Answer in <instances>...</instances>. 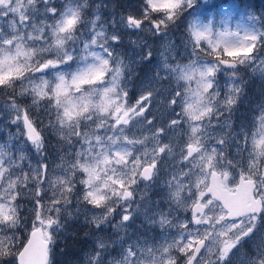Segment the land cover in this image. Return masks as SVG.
<instances>
[{
  "label": "snow or ice",
  "instance_id": "obj_1",
  "mask_svg": "<svg viewBox=\"0 0 264 264\" xmlns=\"http://www.w3.org/2000/svg\"><path fill=\"white\" fill-rule=\"evenodd\" d=\"M193 4L194 0H147L142 21L130 16L127 20L123 16L115 19L116 12L107 11L105 0L94 8L89 0H60L59 4L57 0H0V86L9 90L0 101V119L16 129L10 134L12 140L0 145V255L8 254L5 247L18 246L16 231L21 217L17 189L29 183L39 189L35 193L36 207L54 214L56 219L47 215L42 219L41 211H35L31 238L22 245L18 264H53L49 254L55 240L48 230L62 231L64 221L73 218V208L79 210L76 215H85V224L94 225V231L111 228L119 235L120 229L135 226L143 215L142 224L175 230L179 236L161 250L140 247L148 243L139 239L147 232L126 233L127 239L113 241L120 245L119 260L107 259L108 244L103 237H96L98 243L94 242L93 250L85 254L86 264H140L142 256L154 264H179L180 260L183 264H233L232 257L264 229V107L256 109L260 115L252 118L259 125L253 134L252 151L239 143L243 137L247 144L248 133L243 131L246 126L234 132L229 123L237 98L244 94L241 85L245 82L238 75L241 66L255 69L259 65L264 70V57L260 55L264 52V13L257 21L259 28L237 24L233 30L228 12L222 26L211 19L189 23L187 9ZM105 15L113 19L109 21ZM251 18L256 21V17ZM178 26L186 31L158 55L146 42L147 36L144 40L139 35L131 38L145 32L163 38L179 30ZM121 46L132 49L128 63L121 54L113 55ZM134 65L148 67L141 75ZM161 72L167 76H161ZM49 74H54L52 80L44 78ZM221 74H227L226 84L217 79ZM173 77L178 82L176 88L156 87ZM25 81L28 86H24ZM135 81L139 82L141 95L130 106L123 102L128 97L125 89ZM18 82L19 92L15 87ZM193 83L195 90L190 87ZM160 94H165V107L167 97L172 96V112L179 108L180 118L167 127L156 128L154 120L148 119L152 112L146 105L150 101L158 103L156 97ZM96 96L103 97L100 104L91 102ZM25 97H31L32 103L21 107L18 100ZM197 97V105L190 103ZM44 99L49 106L45 113H55V119L47 124L31 115ZM185 123L190 140L186 148L159 146L160 137L167 139L170 130L183 128ZM137 125L152 132L151 151L140 152L137 147H143L149 137L135 140L125 134ZM213 132L220 138L216 139ZM50 137H56L65 152L72 150V163L64 179L46 176V142ZM174 147L180 161L166 171L163 160ZM232 148L236 149L235 164L225 155L231 154ZM244 152H248L247 157L242 155ZM77 172L87 174L88 179L80 181L87 187L82 195L73 197L75 185L68 173ZM162 175L170 177L163 186ZM141 183L146 189H157L154 194L161 195V199L143 209L133 208ZM45 184L47 187L41 189L40 185ZM49 190V202L41 206ZM145 200H149L147 193L139 203ZM110 204L122 210L116 213L119 219L115 223V208ZM88 205L101 208V214L87 217L91 211ZM181 206L190 213V218L183 221L174 217V209L178 211ZM126 243L128 247L124 248ZM156 251L159 256L153 255ZM173 251L183 255L173 256ZM253 253L247 264H264V241L254 246Z\"/></svg>",
  "mask_w": 264,
  "mask_h": 264
},
{
  "label": "rangeland",
  "instance_id": "obj_2",
  "mask_svg": "<svg viewBox=\"0 0 264 264\" xmlns=\"http://www.w3.org/2000/svg\"><path fill=\"white\" fill-rule=\"evenodd\" d=\"M236 2L241 5L237 6ZM59 3L60 0H57V4ZM89 3L94 8L95 4L100 3V0H89ZM105 3L109 5L107 9L108 12H111L113 10L116 12L115 19H119L120 16H123L125 20H127V18L130 16L135 20L143 21V13L146 11L144 5L147 3V0H105ZM112 6L115 7L113 8ZM241 9L242 11H240ZM225 12H228L231 15V18L228 20V23L229 27L233 30L236 29L237 24H240L242 26H255L259 28L260 24L257 21H259L260 14L264 13V0H194L193 7L187 9V19L189 23L197 19L201 22L206 23L209 19H211L215 24L222 26L224 20L228 19L227 17H225ZM251 17H256V21H254ZM89 18L94 17L90 15ZM104 18L109 21L113 19L111 15H105ZM145 27H148L146 22ZM185 31V28H179V30H174L170 35L164 36L163 38L154 37L147 32L137 33L136 35H132L131 38L136 39V36L139 35L141 40H144L145 36H147L146 42L151 45L153 50H156L158 55L159 53H164L167 49L171 47L172 44H175L178 38ZM241 35H243V33H241ZM85 39L87 38L85 37ZM127 40L128 36L125 37V43H127ZM185 42L187 43L188 41L185 40ZM204 46H206V41L204 42ZM116 54H121V58L124 59L125 63H128L129 58L132 56V49H125L123 46H121L116 49V52L113 53V55ZM260 55L264 57V52H261ZM178 62L183 64L187 63L188 61ZM110 66L112 65L110 64ZM147 67L148 66L145 65H134L135 71L141 75ZM72 70H75V65H73ZM39 75V73L36 74L37 77H39ZM53 75L54 74L45 75L44 78L52 80ZM160 75L164 77L167 76V74L163 72H161ZM226 75L227 74H221L217 77V79H219L222 84H226ZM238 75H241L245 82L243 85H241L244 90V94L237 98V104L235 106L236 110L231 114L229 123L233 125V128L231 130L234 132L239 131L241 125L246 126L243 128V131L248 133L247 144L245 145V138L243 137L239 139V143L242 146H246L248 148V151H252L253 134L256 133L259 128V125L255 123L252 118L258 117L260 115V112L256 109L264 107V70H262L259 65L255 69H245L243 66H241ZM34 83H38V80L34 81ZM177 83L178 82L176 81L175 77H173L171 81H168L167 79L161 81V83L156 85V87L158 89L162 87L165 90H168L170 88H176ZM230 83L231 82H227V86H230ZM138 84L139 82L135 81L133 84H130L128 86V89H125L128 92V97L123 101L124 103L130 106H134L137 100H139L141 93L139 91ZM24 86H28V81L24 82ZM227 86L224 91L227 90ZM15 87L16 91L19 92L21 87L20 83L18 82ZM190 87L191 89L195 90L196 84L193 83L190 85ZM177 90L180 89L177 88ZM8 91L9 90L4 89L3 86H0V101L5 98V95ZM189 95L191 97L193 93H190ZM221 96H223V91ZM102 99V96H96L92 98L91 102L93 104H100L102 102ZM171 99L172 96L167 97L168 106L165 107V94H160L156 97V101H158V103L155 101H150L146 105V107L151 108L152 112V115H149L148 119L154 120L156 128L167 127V125L170 124L172 120L180 118L178 115V113L180 112L179 108H176L174 113L172 112L170 104ZM18 103H20L21 107H25L27 104H31L32 100L31 97L20 98L18 100ZM190 103H192L193 105H197L199 103V98L197 97L195 99H190ZM48 107L49 106L46 102V99L41 100V103L35 109H33L31 115L33 116V118L38 116L44 121L45 124H47L50 119H55L54 112L49 114L45 113V109ZM2 113L3 106L0 105V114ZM213 123L215 124L216 121L213 120ZM15 131V127L9 126L7 121L0 119V145L4 144L6 141L10 142L12 140V136L10 134L14 133ZM125 134L129 137V139L135 140H144L145 137H149V140L145 141L143 147H140L139 145H137V147H139L140 152L151 151L154 144V142L151 140L152 132L143 125H137L136 128H133L131 132L126 131ZM212 134L216 137V139L220 138L216 132H213ZM181 137H183V142L181 141ZM159 139V146L173 144L180 145L186 148L187 144L190 142L189 137L187 135V124L185 123L183 128L170 130L167 139H165L164 137H160ZM255 139L258 141L259 136H256ZM46 143L48 156V161H46V163H48L49 165L46 172V176L52 180H55L58 177L60 179H64L65 173L72 163V160L70 159L72 150H68L67 152H65L62 146L57 143L56 137H50ZM230 152L231 154L225 153V155H227L228 160H232V162L235 164L236 161L233 159V155L235 154L236 149L232 148ZM242 155L244 157H247L248 152H244L242 153ZM174 156L175 159H173ZM179 161L180 156L178 155V149L174 147L173 152L167 155V157L163 160V167L166 171H171L172 166L177 165ZM32 162L35 163V161ZM160 163L161 162H158V166H160ZM24 170L25 172H27L26 166ZM187 170V168L184 169V171ZM68 177L72 179V183L75 185V187L73 188V197L77 195H82L84 188H86L87 186L82 185L80 181L87 180V174H82L79 172L68 173ZM13 179H15V176L13 177ZM165 179H170V177L162 175L160 179L161 186H163V182ZM192 179L195 180L196 177L193 176ZM185 183H187V181H185ZM45 187H47L46 184L40 185L41 189ZM132 187L136 186L133 185ZM37 191H39V189L34 187L31 183L27 185L21 184L20 188L17 189V193L19 194L17 195L16 202H18L20 205L18 213L21 217L20 227L16 231V235L19 237V241L16 242L18 246H13L11 248L5 247L4 251L8 254L0 255V264H16V254L22 246L23 242L25 241L26 237L28 236L30 230H32V225L36 219L35 211H41L42 219L45 215L50 216L52 219H56V216L54 214L44 212L42 207H36L35 193ZM157 191L158 190L155 188H152L150 190L146 189L145 185L141 183L136 189V194L134 195V199L137 201V203L133 204L132 207H140L141 209H143L145 205L150 206L151 201H159L161 199V195L154 194ZM100 192L101 194H103L102 185L100 186ZM165 192H168L167 188H165ZM145 193H147L149 200H145L144 204H140L139 202ZM40 195L44 196V193L40 191ZM51 195V190H49L48 195L44 196V199L40 201V205H47L49 202V196ZM181 199H183V193L181 194ZM188 203L190 205L191 201H188ZM109 207L115 208V211L113 212V223H115V221L119 219V216H117L116 213L121 212L122 210L116 205L110 204ZM88 208L91 209V211L87 213V217L89 218L94 215L101 214V208H93L92 205H88ZM70 211L73 212V218L71 220L64 221L66 227L62 231L52 232L51 230H48L49 234L52 235L55 240V243L51 244L50 247L49 255L51 260L54 256L59 255L63 251V244L68 237H75L72 235L71 232V229L75 228L74 223H77V228L81 231H84L86 234L85 238L84 236H81V241L85 243L86 248L82 252L81 257H79L78 262H73L72 264H86L85 254L93 250L94 242L98 243V241H96V237H103L108 244L110 254H108L106 258H115L116 260H119L121 258L120 245L117 243H113V241L119 240L121 237L127 239V236L125 235L126 233L127 235H131L137 230H139L140 233L147 232V235L139 236L140 241H148L147 244H140L141 248L147 249L162 250L161 246L166 247L167 245L171 244L174 237L176 239H179V236L177 235L175 230L161 229L158 225L146 226L145 224H142L141 222L145 219L143 215H140V217L135 221V226L120 229L119 235H117L116 230L111 228L108 231L104 232L94 231V225L85 224V215L83 213L76 215L79 210L75 208L71 209ZM165 211H167V208H165ZM151 214L152 213H149V215ZM174 217H178L180 221H183L186 218H190V213L185 212L183 210V207L181 206L178 211L174 209ZM174 217H169V219H173ZM157 219H159V217H157ZM87 225L91 226L92 228H84V226ZM81 226L83 227L81 228ZM8 235H11V233H8ZM132 239L135 240L136 237L133 236ZM262 241H264V229L258 231L256 236L254 237V240L251 243H245L241 251L232 257L233 264H247V260L254 255V246L256 244L262 243ZM130 242L131 241H129V243ZM127 247L128 244H124V248ZM146 255L147 253H145V256ZM153 255L159 256L160 252L156 251L153 253ZM172 255L177 256L183 254H178L176 251H173ZM140 264H154V262L149 261L142 256L140 257ZM179 264H183V261L180 260Z\"/></svg>",
  "mask_w": 264,
  "mask_h": 264
},
{
  "label": "trees",
  "instance_id": "obj_3",
  "mask_svg": "<svg viewBox=\"0 0 264 264\" xmlns=\"http://www.w3.org/2000/svg\"><path fill=\"white\" fill-rule=\"evenodd\" d=\"M222 1V0H221ZM237 6L238 4L236 2ZM75 228L71 229L72 235L75 236L72 238L68 237L63 244V251L52 258L53 264H72L73 262H78L79 257H81L82 252L86 248L85 243L81 241V236H86L84 231H81L77 228L78 224L74 223ZM83 226H81L82 228ZM92 228L91 226H84ZM86 240V239H85ZM86 242V241H85ZM87 243V242H86Z\"/></svg>",
  "mask_w": 264,
  "mask_h": 264
},
{
  "label": "water",
  "instance_id": "obj_4",
  "mask_svg": "<svg viewBox=\"0 0 264 264\" xmlns=\"http://www.w3.org/2000/svg\"><path fill=\"white\" fill-rule=\"evenodd\" d=\"M31 232H32V230L30 231V233H29V235H28V237H27V240L25 241V243H24V244H26V243H27V241H28V239H30V238H31ZM24 244H23V245H24ZM22 250H23V248H21V249H20V251H22ZM20 251H19V252H20ZM18 254H19V253H18ZM18 254H17V256H16V262H17V264H18Z\"/></svg>",
  "mask_w": 264,
  "mask_h": 264
}]
</instances>
